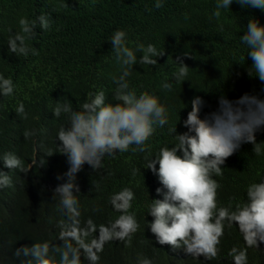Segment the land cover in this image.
Returning <instances> with one entry per match:
<instances>
[{
    "label": "clouds",
    "instance_id": "9594fccd",
    "mask_svg": "<svg viewBox=\"0 0 264 264\" xmlns=\"http://www.w3.org/2000/svg\"><path fill=\"white\" fill-rule=\"evenodd\" d=\"M234 2L242 8L264 11V0H217L212 15L219 18L220 9L230 8ZM165 3L155 0L154 6L159 9ZM18 23V32L9 29L7 50L16 56L36 55L38 50L26 41L37 37V28L43 32L51 27L50 16L45 13L33 20L21 17ZM240 39L252 61L248 76L264 82V24L250 18ZM127 40V33L117 29L109 41L120 65V74L112 78L116 84L113 99L118 102H107L104 91L89 92L80 110L65 100L52 111L56 118L65 117L57 133V155H65L69 165L62 175H54L63 182L54 187L53 179L49 185L56 205L39 200L43 188L38 177L51 164L48 156L55 155L52 149H38L39 157L34 153L26 164L14 151L0 154V227L4 228L0 236L16 244V264H103L107 246L130 247L140 230L136 216L128 212L135 198L132 189L124 188L111 197L114 215L110 220L114 222L100 225L94 218L106 219L110 208L84 206L77 197V173L85 164L99 170L105 156L127 152L132 145L144 152L155 128L169 121V109L158 96L147 92L137 95L128 81L134 65L154 66L163 52L151 43L137 42L130 48ZM176 61L179 71L171 82L162 83L168 91L174 83L182 86L188 81L189 67L179 58ZM14 89L13 81L0 74V96L11 95ZM190 104L183 120L186 131L177 132V121L168 130L173 142L146 158V169L157 177L160 187L155 191L162 198L150 199L135 264L216 262L221 257L219 243L225 222L235 224L244 240L241 248L234 244L225 250L227 263L250 264L248 250L253 248L264 264V178L247 186L245 202L235 209L218 208L219 184L214 179L222 175L226 160L244 144H251L255 155H264V140H257V135L264 133V89L236 99L222 94L216 108L208 112L203 111L206 101L201 96H194ZM16 111L27 118L23 104ZM32 135V131L24 132L25 138Z\"/></svg>",
    "mask_w": 264,
    "mask_h": 264
},
{
    "label": "trees",
    "instance_id": "16d2710c",
    "mask_svg": "<svg viewBox=\"0 0 264 264\" xmlns=\"http://www.w3.org/2000/svg\"><path fill=\"white\" fill-rule=\"evenodd\" d=\"M154 3L155 0H0V74L15 85L13 94L0 96V154L14 151L26 164L34 153L39 157L38 149L53 150L55 155L48 156L51 164L38 177L43 188L40 201L56 205L50 197L49 185L53 179L54 187L62 183L54 175L56 172L62 175L69 167L66 156L57 155L60 153L57 133L65 121L64 114L59 118L52 114L57 103L70 100L73 109L80 110L89 92L100 91H104L107 102H118L113 99L116 84L112 78L120 74L116 53L109 42L113 32L124 30L130 48L137 42L151 43L163 52L154 66L134 65L128 81L137 95L147 92L159 97L169 109L168 123L155 128L145 142L144 152L132 145L127 152L105 156L99 170L93 171L85 164L77 173L79 202L84 206L110 208L107 220L94 218L98 225L113 217V205L109 202L114 194L124 188L135 193L128 212L136 216L140 230L130 247L107 246L103 264L136 263L150 199L162 198L155 191L160 187L157 177L146 169V158L173 142L168 130L177 121V132L186 131L183 120L191 110L192 98L203 97L206 101L203 111L208 112L216 108L217 98L222 94L236 99L246 92L259 93L264 89V82L247 74L252 61L240 39L250 18L264 24V11L242 8L234 2L230 8L220 9L221 15L216 18L212 13L217 0H166L159 9ZM45 13L51 18V27L43 32L37 28V37L26 41L38 53L27 57L11 54L7 50L9 29L18 32L21 17L33 20ZM177 58L189 67L188 81L182 86L174 83L168 91L162 88V83L171 82L173 74L179 71ZM21 104L27 118L16 111ZM25 131H32L33 135L25 138ZM257 140H264V133L258 134ZM223 167L222 175L214 177L219 184L217 206L235 209L245 202L247 186L264 178V155H255L252 145L244 144ZM3 230L0 227V232ZM243 241L238 227L225 222L219 243L220 259L203 264H228L223 258L225 250L234 244L241 248ZM15 247L16 244L0 236V264H16ZM248 253L250 264L262 262L253 248Z\"/></svg>",
    "mask_w": 264,
    "mask_h": 264
}]
</instances>
